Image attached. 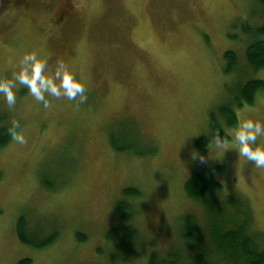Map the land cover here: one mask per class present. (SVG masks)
Returning <instances> with one entry per match:
<instances>
[{"label":"rangeland","instance_id":"rangeland-1","mask_svg":"<svg viewBox=\"0 0 264 264\" xmlns=\"http://www.w3.org/2000/svg\"><path fill=\"white\" fill-rule=\"evenodd\" d=\"M71 1L75 15L61 20L67 0H56L52 9L38 0H0V77H10L20 56L37 49L50 67L59 58L68 62L88 97L78 107L50 97L46 109L21 87L13 110L0 100V114L6 115L0 125L18 120L27 139L0 149V264L24 257L31 264H149L153 250L161 259L179 245L185 264H193L184 216L195 215L205 236L208 224L184 182L205 166L223 185L219 197L241 194L250 200L253 227L264 234V169L244 162L234 147L216 148L209 126L210 111L230 98L227 85L264 78V68L254 70L245 60L247 35L239 21L262 24L264 5ZM229 49L239 56L235 73L223 70ZM256 107L258 112L250 111ZM237 112L239 121L264 120V91ZM235 127L225 130L231 135ZM203 134L211 141L198 151L195 141ZM112 140L127 149L116 150ZM194 152L207 163L194 159ZM127 186L142 196L125 198ZM124 199L133 203L126 206L133 213L129 219L118 207ZM22 215L31 239L56 232L55 240L43 247L21 241ZM259 244L264 249V235Z\"/></svg>","mask_w":264,"mask_h":264},{"label":"trees","instance_id":"trees-1","mask_svg":"<svg viewBox=\"0 0 264 264\" xmlns=\"http://www.w3.org/2000/svg\"><path fill=\"white\" fill-rule=\"evenodd\" d=\"M264 5V0H259ZM262 24L252 26L248 19H240L243 32L247 40L245 57L254 70L264 68V13ZM225 73H231L238 68L240 60L236 51L226 50L224 52ZM230 98L217 109L209 113L210 129L216 134L217 130L221 138L228 140L231 135L225 130L226 127H234L239 121L237 107L255 103L256 95L264 91V78L249 77L242 83L238 82L236 87L227 85ZM6 118L0 114V122ZM9 124L0 125V149L6 146L11 140L7 132ZM211 141L208 135H200L195 141V148L204 151ZM112 146L116 150H125L127 147H120L112 140ZM138 153V152H137ZM222 166L218 165L217 168ZM1 176V174H0ZM222 183L215 176L214 169L210 166L192 173L184 182L186 195L202 204L207 219V236L201 234V229L196 221L195 215L188 213L184 216L190 221V227L184 231V240L192 247L191 259L193 264H264V249L260 248L259 239L262 232L256 231L253 227L254 216L252 204L244 195L228 194L219 197ZM125 198L138 199L142 191L133 186L123 189ZM126 199L121 200L118 207L122 210V218L129 219L133 216L127 207L132 206ZM127 206V207H126ZM126 207V208H125ZM29 228L25 224L22 215L17 223V233L21 241L34 247H43L52 243L57 233L54 232L40 241L31 239L28 235ZM114 229H110L108 235L112 236ZM81 234V233H78ZM82 235V234H81ZM206 237H209L206 241ZM155 242L153 241V244ZM183 248L175 246L169 250L166 256L158 258V253L153 250L149 256V264H185V256L181 255ZM30 257H24L17 264H31Z\"/></svg>","mask_w":264,"mask_h":264},{"label":"clouds","instance_id":"clouds-1","mask_svg":"<svg viewBox=\"0 0 264 264\" xmlns=\"http://www.w3.org/2000/svg\"><path fill=\"white\" fill-rule=\"evenodd\" d=\"M21 87H26L35 101L42 103L46 109L51 107L50 97L76 101L77 107L88 99L86 84L82 78L77 77L68 62L59 58L50 67L37 49L25 51L20 56L12 66L10 77H0V100L9 110L15 108ZM259 110V107L250 109L255 112ZM20 129L19 121L12 120L7 132L14 142L24 145L27 139ZM261 137H264V120L248 117L238 121L230 140L221 138L218 130L213 140L216 148L225 151L234 147L244 162H251L257 169H264V143L260 142ZM193 158L207 163L204 155L197 156L194 152Z\"/></svg>","mask_w":264,"mask_h":264},{"label":"flooded vegetation","instance_id":"flooded-vegetation-1","mask_svg":"<svg viewBox=\"0 0 264 264\" xmlns=\"http://www.w3.org/2000/svg\"><path fill=\"white\" fill-rule=\"evenodd\" d=\"M18 1L22 2V0H18ZM38 1L44 3L46 6L50 7L51 9L54 6L53 4H55V2H56V0H38ZM67 3L69 4L68 5L69 7H66V8L63 7L62 12H61L62 15L59 14V18L61 20H62V18L71 17V16L75 15V13H74V9H75L74 4L72 3L71 0H67Z\"/></svg>","mask_w":264,"mask_h":264}]
</instances>
